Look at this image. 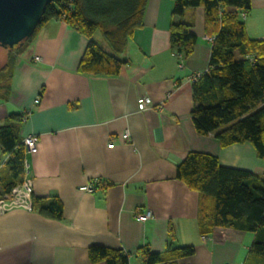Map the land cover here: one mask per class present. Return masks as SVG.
Returning <instances> with one entry per match:
<instances>
[{"label":"crops","instance_id":"obj_1","mask_svg":"<svg viewBox=\"0 0 264 264\" xmlns=\"http://www.w3.org/2000/svg\"><path fill=\"white\" fill-rule=\"evenodd\" d=\"M173 8L174 0H148L144 26L134 32L117 76L78 72L89 39L62 19L47 22L19 50L0 47V70L7 66L0 126L12 113L24 115L20 138H39L37 151L25 157L33 196L63 204L60 220L21 208L0 214V264H92L88 248L95 245L121 249L129 264H145V249L166 252L170 227L174 247L195 248L177 264H257L249 253L254 233L216 228L203 240L199 193L176 179L189 152L262 178L264 160L248 142L222 148L213 135L197 134L191 77L208 69L213 38L205 33L203 7L177 17ZM241 19L250 38L264 40V0H252ZM172 22L190 24L197 37L187 58L170 49ZM93 40L106 49L100 34ZM141 97L152 100L144 111L137 106ZM6 158L0 148V170ZM84 186L94 189L81 191ZM138 209L152 217L136 221Z\"/></svg>","mask_w":264,"mask_h":264},{"label":"trees","instance_id":"obj_2","mask_svg":"<svg viewBox=\"0 0 264 264\" xmlns=\"http://www.w3.org/2000/svg\"><path fill=\"white\" fill-rule=\"evenodd\" d=\"M148 0H54L23 48L52 19H62L89 39L78 72L89 76H117L127 64L125 53L134 32L144 26ZM203 7L205 33L213 38L209 67L192 82L191 118L197 134L213 135L222 148L250 143L264 160V40L249 37L241 15L252 10V0H174L172 16L189 8ZM100 33L106 49L93 37ZM197 42L191 25L172 22L170 49L189 57ZM7 66L0 70L2 72ZM23 114L12 113L0 126V148L7 156L0 170V198L24 180L25 147L19 130ZM176 179L199 193L197 228L210 236L216 228L255 234L250 257L264 264V178L253 172L222 166L216 156L189 152L176 167ZM33 199V210L60 220L63 204L57 197ZM175 234L168 231L165 253L145 249V264H177L195 254L193 246L174 247ZM90 263L129 264L121 249L88 248Z\"/></svg>","mask_w":264,"mask_h":264},{"label":"water","instance_id":"obj_3","mask_svg":"<svg viewBox=\"0 0 264 264\" xmlns=\"http://www.w3.org/2000/svg\"><path fill=\"white\" fill-rule=\"evenodd\" d=\"M54 0H0V47H22L38 27L47 5Z\"/></svg>","mask_w":264,"mask_h":264},{"label":"built area","instance_id":"obj_4","mask_svg":"<svg viewBox=\"0 0 264 264\" xmlns=\"http://www.w3.org/2000/svg\"><path fill=\"white\" fill-rule=\"evenodd\" d=\"M181 57V56H180ZM36 61H40L39 57L34 58ZM201 73L194 74L191 77L192 82L196 80ZM40 102V97L35 100V103L38 104ZM137 106L140 111H144L152 106V100L147 97H141L137 101ZM129 135L124 134L121 136V140L123 142L129 141ZM39 144V138L36 135H29L23 139V145L25 147V155L33 154L37 151ZM109 148H113L114 144H109ZM24 180L21 184L17 185L12 189L9 194H5L0 198V214L6 213L13 209L21 208L27 211L33 210V181L32 176L29 170V166L26 161H24ZM93 187L84 186L81 187V191L91 192L93 191ZM152 217V212L150 210L141 211L136 210L134 212V218L138 222H144L149 220ZM203 240H206V236H203Z\"/></svg>","mask_w":264,"mask_h":264},{"label":"rangeland","instance_id":"obj_5","mask_svg":"<svg viewBox=\"0 0 264 264\" xmlns=\"http://www.w3.org/2000/svg\"><path fill=\"white\" fill-rule=\"evenodd\" d=\"M98 34H100V33H98ZM101 36V35H100Z\"/></svg>","mask_w":264,"mask_h":264}]
</instances>
